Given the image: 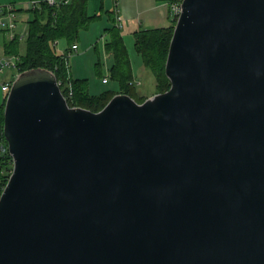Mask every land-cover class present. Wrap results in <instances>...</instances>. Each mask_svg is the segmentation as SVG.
<instances>
[{
  "label": "water",
  "instance_id": "obj_1",
  "mask_svg": "<svg viewBox=\"0 0 264 264\" xmlns=\"http://www.w3.org/2000/svg\"><path fill=\"white\" fill-rule=\"evenodd\" d=\"M165 72L98 111L18 73L0 264H264V0H182Z\"/></svg>",
  "mask_w": 264,
  "mask_h": 264
},
{
  "label": "trees",
  "instance_id": "obj_2",
  "mask_svg": "<svg viewBox=\"0 0 264 264\" xmlns=\"http://www.w3.org/2000/svg\"><path fill=\"white\" fill-rule=\"evenodd\" d=\"M39 1L38 5L34 4L27 8L32 17L28 19L29 29L24 41L25 48L22 49L20 35L14 39H8L4 45L7 54L21 55L20 71L40 66L54 70L62 83V90L69 104L86 107L93 111L101 110L115 94L120 92L130 94L139 102L153 95H141L137 92L130 53L122 30L116 25L107 28L110 39H107L106 48L113 57L110 74L119 83V90L109 89L93 94L90 91L89 79L74 77L69 65L70 56L67 53L60 54L55 42L64 38L68 43L67 49L70 50L74 43H78L82 29L88 28L91 21L101 15H89L88 0H66L60 4H50L47 0ZM162 1L169 3L172 0ZM103 7L101 12L105 10ZM175 23L176 17L169 25L139 28L133 32L136 50L142 55L144 64L156 77L155 93L164 92L171 85L165 72V64ZM5 101L0 106V141L5 140L7 143L3 132ZM12 169L13 159L10 153L0 150V195L9 180Z\"/></svg>",
  "mask_w": 264,
  "mask_h": 264
},
{
  "label": "rangeland",
  "instance_id": "obj_3",
  "mask_svg": "<svg viewBox=\"0 0 264 264\" xmlns=\"http://www.w3.org/2000/svg\"><path fill=\"white\" fill-rule=\"evenodd\" d=\"M33 0H26V1H18V2H9L0 4V6L5 7L10 4L15 5V19H16V27L15 32L18 35H22V49L25 48V39L28 36V19L32 17L31 13L27 10V8L32 6ZM119 8L121 9V0L119 2ZM133 11V10H132ZM167 20L164 21L160 26H166L172 23L173 16L170 12V5L167 2ZM100 13V14H99ZM98 15L100 17L95 18L91 21L90 26L88 28L82 29L81 37L78 40V44L80 48L78 52L72 51L69 57V65L72 73L75 77H87L90 81V90L93 93L99 94L104 92L105 90H119V83L116 79L111 77L110 74V67L113 63L112 55L107 51L106 43L107 39H110V35L107 33V28H112L117 25L116 22V14H115V3L114 0H111V7L105 8L101 12L99 11ZM137 13H132V16L137 15ZM121 16V24L123 38L125 44L129 50L130 57L132 60L133 71L135 75L136 81V89L137 92L141 95H150L156 92V77L153 71L148 68L143 61L142 55L136 50L134 45V33L127 32V24L126 18L122 15L120 10ZM144 14V15H143ZM147 12H143L140 16L135 19V22H139V26L144 28L147 26L146 23H142L146 18ZM6 19V18H5ZM5 37L7 40L9 39V33L7 30H3L0 27V45L3 46ZM57 42V51L62 53L69 52L68 43L67 41L62 38L56 40ZM12 54H7L4 50L1 51L0 49V60H4ZM77 65L79 68H77ZM75 67L78 69V72H75ZM107 78L108 81L104 82L103 79ZM5 101L4 96H2V102Z\"/></svg>",
  "mask_w": 264,
  "mask_h": 264
},
{
  "label": "crops",
  "instance_id": "obj_4",
  "mask_svg": "<svg viewBox=\"0 0 264 264\" xmlns=\"http://www.w3.org/2000/svg\"><path fill=\"white\" fill-rule=\"evenodd\" d=\"M18 1H26V0H0V4L9 3V2L15 3ZM107 6L108 8L111 7V0H88V13L90 16L96 15L99 13L102 7L105 9L107 8ZM166 7H167V1H162V0H121L120 10L122 12V15L126 18L127 32H134L136 29L141 28L139 26V22H135V19H137L140 16V14H142L144 11L147 12V15H145L146 18L144 19V21H142V23L147 24V26L144 28L159 27L160 24H162L164 21L167 20L166 19L167 18ZM133 12L134 13L139 12V13L135 16H132ZM170 12H171V9H170ZM6 41H7V38L5 37L3 46L0 45L1 51L4 50V45ZM78 46L80 48L79 44ZM1 56L2 55H0V57ZM77 68H79L78 65H77ZM77 68L75 67V72H78ZM80 69L81 68H79V70ZM8 74L11 76L13 72H6L1 77V80L5 79V77ZM104 82H107V81H104ZM93 94H96V93H93ZM2 96H4L5 98L6 94L0 86V106L4 102V100L2 102Z\"/></svg>",
  "mask_w": 264,
  "mask_h": 264
},
{
  "label": "built area",
  "instance_id": "obj_5",
  "mask_svg": "<svg viewBox=\"0 0 264 264\" xmlns=\"http://www.w3.org/2000/svg\"><path fill=\"white\" fill-rule=\"evenodd\" d=\"M47 1L50 4H60L61 2L66 1V0H47ZM119 2L120 0H114L116 22H117V25H119V27L121 28L122 24H121V16H120V8H119L120 3ZM32 3H33L32 5L34 4L38 5L40 1L33 0ZM181 3H182V0H172L171 2H169L171 14L174 18L176 17V19L181 12ZM16 22L17 21L15 19V5L10 4L5 7L0 6V27L5 31L7 30V32L9 33V39H14L16 36H18V34L14 31L16 24H17ZM20 37L22 38L23 36L20 35ZM55 44L57 45V42H55ZM78 50H79L78 44L74 43L72 45V48L69 50L68 55L70 56V53H72V51L78 52ZM20 62H21L20 54H13L4 60H0V86L2 90L5 92L6 96L11 88L13 80L20 72ZM6 72H13V74H11L10 76L9 75L10 73H9L5 77V79L1 80V77ZM104 81H108V79L104 78ZM60 84L62 85L61 82ZM0 150L1 152H4V153L9 152L8 142L6 143L5 140L0 141Z\"/></svg>",
  "mask_w": 264,
  "mask_h": 264
}]
</instances>
